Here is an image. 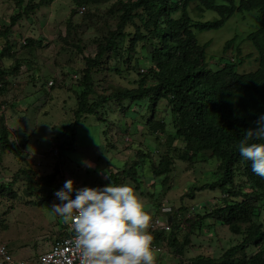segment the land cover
<instances>
[{
  "label": "rangeland",
  "instance_id": "rangeland-1",
  "mask_svg": "<svg viewBox=\"0 0 264 264\" xmlns=\"http://www.w3.org/2000/svg\"><path fill=\"white\" fill-rule=\"evenodd\" d=\"M15 1L0 0V33L18 12ZM235 1L238 4L241 0ZM113 3L91 8L89 15L84 17L78 12L73 13L72 0H55L51 6L39 9L30 19L23 18L9 30V40L18 44L17 56L22 60V67L17 74L7 78L0 97V115L15 122L10 120L13 128L10 131L17 133L18 138L11 135L10 139L17 148L25 144L26 151L21 152L22 156L34 160H25L12 150L1 151L0 148V183H9L21 168H31L38 177H43L52 173L60 160L59 176L63 183L71 179L76 188L103 187L111 182L127 184L141 198L151 217L160 216L165 220L178 215L181 223L178 241L183 244L186 237L190 239L184 257L179 258L174 253L167 234L159 242L163 253L154 254L155 264H190L191 259L199 255L220 258L227 250L240 245L246 234H232L228 226L213 219H207L201 226L198 223L203 215L220 206L223 198L228 197L218 189L198 190L217 180L214 173L219 167L218 159L210 158L209 153L192 164L174 159L166 174L158 176L154 172L164 156L175 157L185 146L184 141L175 136L171 108L165 100L157 103L155 113L156 120L166 122V131L158 133L159 139L150 133L147 123L153 116L152 101L131 103L127 110L125 107L129 106V101L121 106L123 108L113 101L104 110L102 120L96 115L86 116L76 130L75 149L60 154L59 145L66 140L62 136V127L73 122V110L77 105L75 93L79 86L75 81L80 75L75 73L84 68L86 57L95 56L97 41L99 43L108 30L116 29L117 20L108 14ZM257 16V10L237 12L219 29L196 32L200 44L210 42L207 55L211 68L221 66L225 43L232 39L234 43L226 55L235 56L241 48L245 57L238 72L245 74L258 68V53L247 38L259 28ZM217 19L218 15L213 11H207L203 17V21ZM126 31L131 33L134 28L130 26ZM26 38H43L46 47L23 50L19 43ZM6 42L0 36V49ZM14 61L4 59L2 67L9 72ZM145 64L140 62L142 72ZM135 78L134 73L129 78H121L103 72L97 76L102 83L98 91L102 92L108 86L131 88L133 85L129 81ZM173 137L175 140L170 144ZM55 150L58 156L54 155ZM83 161L92 166L88 167ZM136 163L139 164L136 174L125 176L123 171L130 170ZM246 181L244 176L236 174L233 187H242ZM13 189V196H0V246L9 248L15 260L31 264V258L37 259L43 243L51 242L57 228L61 229L66 223L52 207L60 203L55 195L52 201L39 203L43 194L27 196L23 181ZM242 199L230 198L231 201ZM254 220L264 224V212L260 219ZM256 249L255 244L245 246L248 255Z\"/></svg>",
  "mask_w": 264,
  "mask_h": 264
},
{
  "label": "trees",
  "instance_id": "trees-1",
  "mask_svg": "<svg viewBox=\"0 0 264 264\" xmlns=\"http://www.w3.org/2000/svg\"><path fill=\"white\" fill-rule=\"evenodd\" d=\"M54 1H15L18 12L0 33L7 40L0 49V97L7 78L17 74L22 67V60L17 56L18 44L9 40V30L23 18L30 19L39 9L51 6ZM72 1L75 6L73 13H79L80 7L88 10L82 14L84 17L89 15L91 8L114 1L108 14L117 20V24L116 29L108 30L99 43L97 41L95 56L86 57L84 68L75 73L80 75L75 81L79 86L75 93L77 105L73 110V122L62 127V136L66 140L59 145L60 154L75 149L76 130L82 120L88 115H96L102 120L104 110L113 101L119 107L129 101L125 110L131 108V103L152 101L150 109L153 116L147 123L150 133L159 139L158 133L166 131V122L156 120L155 113L157 103L165 100L171 108L175 136L182 139L185 146L175 157L164 156L159 167L155 168V174L160 176L169 172L174 159L192 164L209 153L210 158L219 161L218 170L214 173L218 178L198 190L218 189L228 197L223 198L220 206L203 215L198 223L201 226L207 219H213L228 226L232 234H246L240 245L227 250L220 258L199 255L191 259L190 264H264V224L254 220L260 219L264 212V177L252 172L251 162L244 160L236 147L244 131L253 126L260 114H264V0H241L238 4L235 0ZM254 10L258 11L259 28L247 38L258 53V68L245 74L238 72L245 63L242 49L238 48L235 56L226 55L234 39L225 43L221 66L211 68L207 55L210 42L200 44L196 32L219 29L237 12ZM207 11L215 12L218 19L203 21ZM130 26L134 31L128 33L126 29ZM19 47L23 50L43 48L46 41L43 38H26L19 43ZM77 49L82 52L80 47ZM7 58L15 60L9 72L2 67L3 60ZM141 61L146 62L143 72ZM103 72L121 78H129L134 73L136 78L129 81L133 85L131 88L114 89L108 86L99 92L102 83L97 76ZM10 136L7 118L0 115L1 151L12 150L21 156L22 148H17ZM174 140V137L170 138V144ZM59 162L52 173L43 177H38V173L31 168L19 169L9 183H0V196H13V187L23 181L27 196L42 193L39 203L52 201L54 193L64 184L59 176ZM138 166L136 163L123 174L134 176ZM236 174L247 179L244 186L233 187ZM232 197L243 199L231 201ZM156 217L160 216H152L151 219ZM166 218L172 230L169 233H154L153 240L159 244L169 234V246L179 258H183L185 248L190 244L189 236L180 244L177 238L181 228L178 215ZM244 225L245 229L242 228ZM68 228L69 223H66L58 237H64ZM249 244L257 247L251 255L245 250Z\"/></svg>",
  "mask_w": 264,
  "mask_h": 264
},
{
  "label": "clouds",
  "instance_id": "clouds-1",
  "mask_svg": "<svg viewBox=\"0 0 264 264\" xmlns=\"http://www.w3.org/2000/svg\"><path fill=\"white\" fill-rule=\"evenodd\" d=\"M236 147L251 162L252 172L264 177V114L244 131ZM74 184L71 179L64 182L54 193L60 203L52 207L72 224L80 264H155L154 238L148 231L151 216L131 186L111 182L76 188Z\"/></svg>",
  "mask_w": 264,
  "mask_h": 264
},
{
  "label": "built area",
  "instance_id": "built-area-1",
  "mask_svg": "<svg viewBox=\"0 0 264 264\" xmlns=\"http://www.w3.org/2000/svg\"><path fill=\"white\" fill-rule=\"evenodd\" d=\"M87 9L80 7L79 14H83ZM1 86V84H0ZM54 150V149H53ZM58 155V151L55 150V154ZM164 212L166 209H163ZM172 230L171 224L167 219L162 217H156L151 219L148 231L154 237V233H169ZM154 254L163 253V248L160 244L153 240ZM0 264H25L23 261L15 260L13 255L7 249L6 246H0ZM31 264H80V255L74 245V231L72 224L69 222V228L64 237L54 238L51 247L46 252L41 253L37 259H31Z\"/></svg>",
  "mask_w": 264,
  "mask_h": 264
},
{
  "label": "crops",
  "instance_id": "crops-1",
  "mask_svg": "<svg viewBox=\"0 0 264 264\" xmlns=\"http://www.w3.org/2000/svg\"><path fill=\"white\" fill-rule=\"evenodd\" d=\"M125 115V114H124ZM126 116V115H125ZM8 119V118H7ZM11 119H8L7 120V125H8V128H10L9 130H12L13 128H12V125H11V121H10ZM13 122V121H12ZM13 123H15V122H13ZM129 127H131L130 125H128ZM55 129V128H54ZM14 131V130H13ZM11 132V135H13L14 136V138H18L17 137V133H12V131H10ZM20 144H21V142H20ZM23 145H25V144H21V147H22V150H24V151H26V148H24V146ZM39 155H41V154H39ZM39 155H37V156H39ZM22 156V155H21ZM20 156V157H21ZM23 157V159H25V160H28V161H31V160H34V159H29L27 156H26V158L24 157V155L22 156ZM38 164H39V166L41 165V163H39L38 162ZM59 231H60V228H57V230H56V234L54 235V238H56V237H58V235H59ZM54 238H53V240H54ZM53 240L51 241V242H44L43 243V246H41V250L39 251V252H37V254H38V256L41 254V253H43V252H46L47 250H49L50 249V247H51V244H52V242H53ZM9 249V248H8ZM10 253H11V250H10ZM156 255H154V257H155ZM14 257V256H13ZM32 259V258H31ZM19 261H21V260H19Z\"/></svg>",
  "mask_w": 264,
  "mask_h": 264
}]
</instances>
